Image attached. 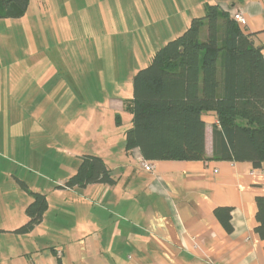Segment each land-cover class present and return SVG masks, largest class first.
Returning <instances> with one entry per match:
<instances>
[{
  "label": "crops",
  "instance_id": "crops-1",
  "mask_svg": "<svg viewBox=\"0 0 264 264\" xmlns=\"http://www.w3.org/2000/svg\"><path fill=\"white\" fill-rule=\"evenodd\" d=\"M169 1L178 11L164 8L166 15L152 18L173 25L168 37L185 31L193 14L203 16L207 4H219L230 16L243 14L241 28L255 34L264 52V0L156 2L164 7ZM132 97L110 99L115 118L122 122L121 113L130 114L124 132L99 114L79 112L66 121L49 98L50 107L32 111L44 131L42 139L26 140L28 149L37 145L51 153L57 175L35 185L20 176L6 178V187L0 180V264H264V214L258 216L257 205L264 199V164L214 159L213 130L220 125L217 113L208 111L206 160H157L152 173L142 170L140 149L126 150ZM85 155L102 157L116 182L67 186ZM34 160L39 164L38 155ZM22 183L48 200L42 220L28 232H17L29 221L26 208L33 201ZM225 207L229 215L221 210L218 216L216 209ZM228 217L231 229L224 224Z\"/></svg>",
  "mask_w": 264,
  "mask_h": 264
},
{
  "label": "rangeland",
  "instance_id": "rangeland-1",
  "mask_svg": "<svg viewBox=\"0 0 264 264\" xmlns=\"http://www.w3.org/2000/svg\"><path fill=\"white\" fill-rule=\"evenodd\" d=\"M156 1L30 0L21 17H0V180L4 187L11 176L25 177L35 185L57 175L52 154L29 145L31 154L26 143L31 136L42 139L44 130L31 116L37 105L46 109L55 101L56 111L66 121L83 112L99 114L105 125L111 122L120 132L129 126L127 112L121 113V124H115L110 99L132 96L135 73L184 32L168 37L173 25L152 21L166 15L164 8L178 11L170 1L164 7Z\"/></svg>",
  "mask_w": 264,
  "mask_h": 264
},
{
  "label": "trees",
  "instance_id": "trees-1",
  "mask_svg": "<svg viewBox=\"0 0 264 264\" xmlns=\"http://www.w3.org/2000/svg\"><path fill=\"white\" fill-rule=\"evenodd\" d=\"M30 0H0V17H21ZM186 30L169 40L133 77V97L126 102L132 124L126 150L139 148L147 160H206V123L215 111L213 158L264 164V52L254 33L219 4H207ZM116 122L121 123L120 116ZM116 179L102 157L85 155L67 186L113 184ZM29 221L17 232L31 231L48 208L44 193L31 191ZM258 216L264 199H257ZM230 212V208H217ZM230 217V216H229ZM229 217L224 224L231 229ZM264 229V224L263 227Z\"/></svg>",
  "mask_w": 264,
  "mask_h": 264
},
{
  "label": "built area",
  "instance_id": "built-area-1",
  "mask_svg": "<svg viewBox=\"0 0 264 264\" xmlns=\"http://www.w3.org/2000/svg\"><path fill=\"white\" fill-rule=\"evenodd\" d=\"M232 17L239 23H244L245 22V19H244V16L243 14L240 12V11H235L233 14H232ZM140 167L142 168V170L146 171V172H149V173H152L154 170H155V163L154 161L152 160H147L143 157L140 158Z\"/></svg>",
  "mask_w": 264,
  "mask_h": 264
}]
</instances>
